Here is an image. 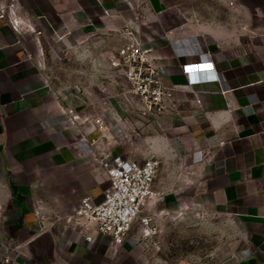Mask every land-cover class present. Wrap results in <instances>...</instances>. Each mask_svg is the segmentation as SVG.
Instances as JSON below:
<instances>
[{
	"label": "crops",
	"instance_id": "0c3cea01",
	"mask_svg": "<svg viewBox=\"0 0 264 264\" xmlns=\"http://www.w3.org/2000/svg\"><path fill=\"white\" fill-rule=\"evenodd\" d=\"M213 1L202 14L167 0H0V264H148L134 234L87 241L69 220L110 187L101 155L159 158L161 196L146 206L219 215L244 239L237 264H264V0ZM129 31L178 86L176 111L145 120L118 81L98 77L53 88L47 49L101 59ZM193 68L219 80L186 87Z\"/></svg>",
	"mask_w": 264,
	"mask_h": 264
},
{
	"label": "built area",
	"instance_id": "2783aa9c",
	"mask_svg": "<svg viewBox=\"0 0 264 264\" xmlns=\"http://www.w3.org/2000/svg\"><path fill=\"white\" fill-rule=\"evenodd\" d=\"M124 38L109 60L110 77L113 80L115 77L124 78L126 93L136 99L134 106L141 118L157 120L167 112L176 111L175 92L178 86L164 83L165 67L155 61L152 49L138 40L133 32H126ZM187 79L186 87L190 88L217 82L219 77L214 68H193L187 72ZM197 102L202 100L198 98ZM65 111L72 124L80 121L74 106L66 105ZM94 122L101 132L105 130L106 124L101 117H95ZM100 160L110 187L100 202H94L90 197L81 200L80 206L69 218L74 229L87 241L93 240L91 233L94 231L109 236L113 246H116L132 235L138 223L140 235L136 238L153 239L160 230L154 218L143 215V212L146 204L158 194L154 184L162 161L153 156L138 161L121 155L112 158L101 155ZM179 213L183 215V212Z\"/></svg>",
	"mask_w": 264,
	"mask_h": 264
},
{
	"label": "rangeland",
	"instance_id": "374dc122",
	"mask_svg": "<svg viewBox=\"0 0 264 264\" xmlns=\"http://www.w3.org/2000/svg\"><path fill=\"white\" fill-rule=\"evenodd\" d=\"M167 2L182 4L188 11L194 9L202 14L208 13L210 11L208 6L214 4L213 0H167ZM90 45L94 46L92 42ZM114 51L115 49H111V52L101 59L91 55L78 61L72 56L63 57L47 49L42 61L48 79L57 91L68 92L83 78L94 77L101 81H118V88L121 89L119 91H123L127 89L124 78L115 77L113 80L110 77V68L104 67V63L109 66ZM99 62L102 65H99ZM95 63L101 71L95 69ZM106 88L110 89L109 86ZM127 96L130 104L134 105L136 99L130 93ZM160 196L158 192L151 200H157ZM158 207V204L151 207L147 205L143 212V215L154 218L160 230L151 240L139 239L143 253L148 256V264H237L236 253L244 239L227 221L222 220L221 216L205 213L198 220L191 222L185 219L183 211L165 213L160 212ZM179 212H183V215ZM133 234L135 237L140 235L138 223Z\"/></svg>",
	"mask_w": 264,
	"mask_h": 264
}]
</instances>
